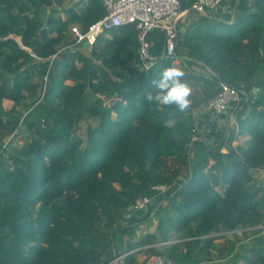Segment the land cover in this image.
I'll list each match as a JSON object with an SVG mask.
<instances>
[{
    "label": "trees",
    "instance_id": "1",
    "mask_svg": "<svg viewBox=\"0 0 264 264\" xmlns=\"http://www.w3.org/2000/svg\"><path fill=\"white\" fill-rule=\"evenodd\" d=\"M70 1L58 10L61 0H0V102L34 99L19 115L0 107V138L15 137L21 120L34 136L16 153L0 147V264H105L121 254L115 237L129 240L141 223L120 224L123 211L157 185L171 186L160 196L167 208L157 227L160 242L171 231L187 240L149 247L154 256L204 264L214 248L210 234L240 228L260 235L233 256L230 247L226 264H264V229H254L264 225V184L255 178L264 169V0H252L251 10L237 11L231 23L199 16L177 30L176 57L148 70L131 26L98 37L89 56L62 51L73 44L65 38L70 26L85 32L105 13L101 0ZM179 3L180 12L194 13V0ZM175 59L207 71L183 77L190 86L203 85L202 105L222 82L239 90L240 102L230 105V136L219 146L197 131L196 103L182 113L146 101L152 81ZM84 116L97 125L83 144L72 130ZM168 121L172 127H165ZM235 135L249 139L233 147ZM167 158L179 167L167 168ZM156 199L138 214L161 207ZM155 242L148 234L126 249ZM134 262L133 254L123 260Z\"/></svg>",
    "mask_w": 264,
    "mask_h": 264
},
{
    "label": "rangeland",
    "instance_id": "2",
    "mask_svg": "<svg viewBox=\"0 0 264 264\" xmlns=\"http://www.w3.org/2000/svg\"><path fill=\"white\" fill-rule=\"evenodd\" d=\"M73 2L74 1L69 2V0H61V2H60L61 4L55 5V8H57L58 10H61L63 8H68L74 4ZM187 13H185V12L182 13L183 15L181 17H183ZM59 15L61 16L62 19H65V16L62 13V11H60ZM181 17L179 16V20L181 19ZM195 18H198V16L195 15L194 18H192V20H191L192 23L195 21ZM171 19H173V17ZM181 25H182V23H181ZM181 25L177 26L178 32L183 31L184 25L182 27H181ZM106 34H108V32L105 33V35ZM65 36H66L65 38L68 42H70V43L73 42V36L70 34L69 31H67ZM163 37H164V35H163ZM159 39H157V42H159V44H156L155 46L150 48V53L155 58L154 64H155V62H158V61L160 62V60L163 57H165L164 51L162 50V48H163L162 39L161 40H159ZM17 40H19V39H17ZM61 50L62 51L63 50L70 51L71 53H75V54H77L78 52H81L84 56H89V49L87 46H85V44H71L65 48H61ZM154 64L152 65V67L154 66ZM76 66L79 67L80 63L77 62ZM173 66L182 68L184 72H186L187 74H190V75H194V76H197L198 74H206L207 73V71L204 70L202 67H200L198 64H191V65L186 66L185 64H183L180 61V59H175L173 62ZM33 82L40 83L41 81L38 80L37 78H34ZM65 84H71V82L65 81ZM190 88L192 89V94L190 96V100L192 101V103H196L197 106H201V108H204L205 106L202 105L201 101H200L202 89H204L203 85L196 83L193 86H190ZM257 92H258V88L256 85H254L252 90L249 92V96L252 97ZM88 94H89V97H88L89 101L90 100L92 101L95 99V97L91 93H88ZM33 100L34 99H28L20 105H14L9 100H2L0 102V107L3 110L13 111L14 114L19 115V114L25 113V111H26L25 107L29 106ZM195 108L193 109L194 115L196 112ZM248 108H249V106L247 107V109ZM232 111H233V107L229 106L227 108V110L225 111V113L223 115L221 114V116H218L215 114L211 115V113L209 112L208 113L209 117L207 118L208 123L203 125L201 123L196 122L197 131L203 137H205L206 140H208L210 143H212L214 146L221 144L223 142L224 138H228L230 136L229 135L230 128H231V125L233 124V118H234ZM20 122H21L20 127L17 130L18 133L16 132L17 135L15 137H14V133L13 134L4 133L3 137L0 138V147H2L5 151L7 150L9 153H16V151L23 144H27L28 142L33 140L34 136H32V134L25 129V126H24V123L22 122V120ZM221 122H222V124L220 126ZM96 125H97L96 122L89 121V119L86 116H84V119H82V121L76 127L73 128L72 135L74 137L81 139L83 144H84L86 137H87L88 130L95 128ZM238 136H240V135H237V136L235 135V139ZM232 146L235 147L236 145H234V143H232ZM221 152L226 153L227 148L225 146L221 147ZM164 162H165L167 168H169V169H176L180 165V162L177 161L176 159H173V158H167L164 160ZM258 172H261V173L259 174ZM258 172L255 173L256 181L262 182L261 180H262V176L264 175V169L261 171H258ZM218 190H219V192H222L221 188H218ZM157 198L158 199L155 198L156 199L155 202H157V204L162 205L161 207H159V205H158V206L154 207V210L151 208L149 211H146V212L140 213V214H138V212L135 211L133 209V207H130L129 209L123 211L124 218L119 221L120 224L125 225L128 223L129 220H137V219L141 220V223H139L138 226L136 227V231H135L134 235L131 236L129 238V240H128L127 236H124V237H122L123 240L120 242V241H117L118 237L117 236L115 237L116 247L119 250L121 249V254L129 253V254L134 255L135 262L133 264H144V262H146V260H148L149 258L154 256L148 250L149 247H152V248L157 249V250H162L163 247L167 246L170 243L184 242L187 240V237H186L184 232L175 233V232L171 231V232H169V241H167L165 243L160 242L157 227L159 224V220L161 218L165 217L166 212H167V208L164 209V206L166 205V201L163 200L164 197H157ZM170 212H171V210H170ZM148 215H149V217L147 218ZM99 229L103 230V227L100 226ZM254 229L263 230L264 225L257 226ZM251 230L252 229L243 230V229L237 228L235 230L230 231V230L223 229L220 232L210 234L209 237L212 239L214 248L209 249L207 261H205L206 263H204V264H226V263H228L227 251L229 250L230 247L233 246L235 248V250H234L233 254H231V256H233L235 252H238L240 250V246H242V245L246 246L247 248L251 247L253 245L254 238H256L260 235L259 233L252 235L250 233ZM148 234H155L156 235V242L155 243H153L152 245H141L139 247H136L133 250L127 251V249H126L127 243H129V242L130 243H135V242L140 243L142 241V239L145 236H147ZM235 264H250V263L237 261Z\"/></svg>",
    "mask_w": 264,
    "mask_h": 264
},
{
    "label": "built area",
    "instance_id": "3",
    "mask_svg": "<svg viewBox=\"0 0 264 264\" xmlns=\"http://www.w3.org/2000/svg\"><path fill=\"white\" fill-rule=\"evenodd\" d=\"M231 0H194L191 11L207 18L217 19L216 12L222 4L230 3ZM104 7V15L101 19L90 25L83 32L78 25L69 28L73 36V44H85L90 48L98 37L120 27L131 26L136 32L138 43L137 54L142 63V68L148 70L154 64V57L150 53L151 43L149 34L153 30L164 32V55L168 58L176 57L177 23L176 20L184 12H180L179 0H101ZM187 13V11H185ZM173 17V19H171ZM53 58V57H52ZM47 75L43 78L45 84ZM241 100L237 88L226 83H220L219 91L208 102V108L215 115H221L230 105H237ZM234 123V119H233ZM264 184V175L261 180ZM170 185H157L151 188L152 196L138 197L132 206L135 211L148 208L153 199L162 196L170 189ZM129 253L115 255L105 264H123L125 256ZM144 264H177L162 256H152Z\"/></svg>",
    "mask_w": 264,
    "mask_h": 264
},
{
    "label": "clouds",
    "instance_id": "4",
    "mask_svg": "<svg viewBox=\"0 0 264 264\" xmlns=\"http://www.w3.org/2000/svg\"><path fill=\"white\" fill-rule=\"evenodd\" d=\"M185 73L182 68L169 66L163 69L157 79L152 81L154 91H149L145 99L149 104L158 106H175L178 111L186 112L192 101V89L183 81ZM165 127H172V122H165Z\"/></svg>",
    "mask_w": 264,
    "mask_h": 264
},
{
    "label": "crops",
    "instance_id": "5",
    "mask_svg": "<svg viewBox=\"0 0 264 264\" xmlns=\"http://www.w3.org/2000/svg\"><path fill=\"white\" fill-rule=\"evenodd\" d=\"M251 4H252V0H231L230 3L222 4V6L218 9V11L216 12V16L218 17L217 19L220 20V21H223V22L231 23L233 21L234 14L237 11H239V10L240 11H249V10H251ZM195 15L199 17V15H197L195 13L186 14L183 17H181L180 20H179V17H178L177 19H175L176 23H177V26H180L181 23H182L181 27L184 25V27H183V31H184L185 26H188L189 24L192 23L191 20H192V18H194ZM196 19L197 18H195V20ZM163 35H164V32L161 31V30H153L149 34L148 37H149V40L151 41L150 43L152 44L151 48L153 46H155L156 44H159V42H157V39L160 38L159 40L162 39V43H163L162 50L164 51L165 35H164V37H163ZM182 63L185 64L184 62H182ZM204 106H205L204 108H201V106H198V107L195 108L196 109L195 115L193 113L194 120H195V126H196V122L201 123L203 125L208 123L207 122V118L209 117V115H208L209 112L211 113V115H214L213 112L209 110L208 105H204ZM224 113L225 112H223L222 115ZM219 116H221V115H219ZM221 124H222V122L220 123V126H221ZM248 139H249V137L247 135H244V136L240 135L236 139H234L233 143H234V145L244 146L245 142ZM258 173L260 174L261 172H258ZM262 178H263V176H262ZM106 263H108V261Z\"/></svg>",
    "mask_w": 264,
    "mask_h": 264
},
{
    "label": "water",
    "instance_id": "6",
    "mask_svg": "<svg viewBox=\"0 0 264 264\" xmlns=\"http://www.w3.org/2000/svg\"><path fill=\"white\" fill-rule=\"evenodd\" d=\"M46 25H47V20H46L45 23H44V28L46 27Z\"/></svg>",
    "mask_w": 264,
    "mask_h": 264
}]
</instances>
